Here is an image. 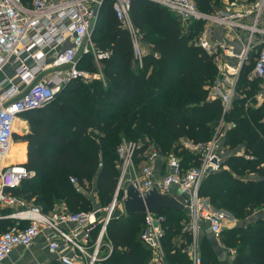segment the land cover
Segmentation results:
<instances>
[{
  "label": "trees",
  "instance_id": "trees-1",
  "mask_svg": "<svg viewBox=\"0 0 264 264\" xmlns=\"http://www.w3.org/2000/svg\"><path fill=\"white\" fill-rule=\"evenodd\" d=\"M195 1L199 10L213 12L203 9L212 8L211 0ZM151 2L159 8L147 6ZM130 14L137 27L148 26V33L158 36L146 38L143 64H135L131 36L106 3L92 40L96 50L109 54L100 59L101 67L91 53L80 61L81 68L98 70L103 78L90 82L71 79L49 103L25 112L29 133L15 134V139L28 142L23 165L34 175L6 191L33 202L45 213L62 200L72 211L90 209L88 195L75 188L71 176L83 186L95 179L102 199L110 201L119 178L118 147L123 138L141 137L145 141L149 136L155 146L164 152L176 151L183 164L190 166L198 161L189 151L179 150V140L187 137L206 142L214 135L223 107L219 99L209 98L206 88L216 78L217 66L196 43L204 21H194L187 29L179 16L151 0H132ZM157 27L162 29L158 33ZM252 68V64L243 68L238 82L241 95L225 117L235 122L225 136L229 154L222 168L211 172L200 186L201 195L237 219L223 228L220 236L227 248L235 249L231 264H264V218L249 220L264 209V101L256 106L252 97L260 82L248 78ZM251 97L252 105L246 106ZM241 145L252 157L236 153ZM144 149L143 144L138 151ZM12 210L0 206V233L16 223V219L4 216ZM161 212L167 217L165 262L193 264L184 250L192 242L182 222L185 210ZM143 217L122 213L111 220L106 239L112 242L113 250L103 264H152L151 248L140 237L145 227ZM27 223L22 221L21 225ZM178 233L180 238L174 240ZM200 250L201 264H224L206 237L200 242Z\"/></svg>",
  "mask_w": 264,
  "mask_h": 264
},
{
  "label": "built area",
  "instance_id": "built-area-1",
  "mask_svg": "<svg viewBox=\"0 0 264 264\" xmlns=\"http://www.w3.org/2000/svg\"><path fill=\"white\" fill-rule=\"evenodd\" d=\"M151 1L170 9L187 29L194 21H204L196 43L213 58L218 69L216 78L206 86L209 98L219 99L223 107L216 132L206 142L187 137L179 140V150L189 151L198 161L190 166L183 164L176 151L164 152L151 146L148 138L143 142L123 138L118 147L119 178L109 203H97L80 211H72L63 203L45 213L33 202L6 191L34 175L22 164L1 165L11 150L19 115L49 103L71 79H86L89 73L80 67L85 54L92 53L97 64L109 54L96 50L92 40L106 3L131 36L136 65L143 64L146 47L130 14L132 0H0V73L8 64L14 73L0 78V206L13 208L4 216L17 220L0 233V264L15 248L30 247L45 232L47 247L56 255L58 264L101 263L113 250L112 242L106 241L107 230L113 218L125 213L119 212V208L124 209L128 183L141 192L156 187L161 193L175 195L185 205L189 222L184 231L192 232V242L185 249L193 264H201V228L219 239L224 225L237 221L227 210L201 195L200 186L211 172L223 166L226 156H222L221 148L229 151L224 138L235 122L225 117L241 95L238 82L246 65H253L248 78L260 80L252 96L256 106L264 101V0H228L211 13L199 10L195 0ZM216 28L224 29L229 40L212 39ZM230 40H235L237 47ZM58 47L62 49L57 50ZM252 97L246 106L252 105ZM143 144L145 149L138 151ZM236 153L252 157L242 149ZM70 182L89 195L87 184L81 185L75 176L70 177ZM166 218L162 212L144 214L145 227L140 236L150 246L153 260L159 263L165 260ZM22 221L28 223L23 226Z\"/></svg>",
  "mask_w": 264,
  "mask_h": 264
},
{
  "label": "crops",
  "instance_id": "crops-1",
  "mask_svg": "<svg viewBox=\"0 0 264 264\" xmlns=\"http://www.w3.org/2000/svg\"><path fill=\"white\" fill-rule=\"evenodd\" d=\"M211 37H212V39L226 38L227 40H229L227 37L226 31L224 29H220V28H216L212 32ZM230 41L235 46L237 45V42L235 40H230ZM61 49H62V47L57 48V50H61ZM94 62H95V60H94ZM95 64H97V63L95 62ZM97 66L101 67L100 61L97 64ZM95 77L96 78H103L102 74L100 77L99 76H95ZM25 112H23L19 115V117L16 121V124H15V127H14L13 148H16L19 151V156H20L21 160L20 161L4 162V163L1 162V165H8V164H22L23 165L27 161L28 142L25 140H22V139H15V134L24 135V134H27L31 131L29 120L25 116ZM243 146L244 145H241L240 147L237 148V150L242 149L244 151ZM1 207L3 208L4 206H1ZM0 215H2L1 212H0ZM257 218H264V209L263 210H257L251 217H249V220L254 221ZM45 233L38 236L30 247L25 248V247L19 246V247L15 248L4 259L2 264H58L56 255L51 253L47 247V239H46ZM204 233H208V232H206V229L204 230V232L201 231V233L198 236V241L202 239ZM208 235H211V234L208 233ZM214 242H215V245H214L215 249H217L219 254H221L220 256H222V254L225 253L224 252L225 250H223L222 247H224L225 245L223 246L220 238L219 239L215 238ZM185 248H187V247L185 246ZM184 250H186V249H184ZM232 250H234V249L226 248V251H228V254H230V252H232ZM187 254H188V252H187ZM152 256L153 255H151L150 263H152V264H167L165 262V260L163 263H159L156 260H153L154 258H152ZM230 256H233V253H231ZM232 258H234V257H232ZM225 262H226V264H231L232 260L228 259Z\"/></svg>",
  "mask_w": 264,
  "mask_h": 264
},
{
  "label": "rangeland",
  "instance_id": "rangeland-1",
  "mask_svg": "<svg viewBox=\"0 0 264 264\" xmlns=\"http://www.w3.org/2000/svg\"><path fill=\"white\" fill-rule=\"evenodd\" d=\"M228 0H211L210 1V3H209V5L210 6H212V8H207V7H202L203 9H205L206 11H212V9H213V11H215V10H217L218 8H220V7H222L226 2H227ZM160 5V4H159ZM147 6H149V7H152V9H157V8H159L156 4H154V3H147ZM163 6V5H162ZM165 7V6H164ZM165 8H167V7H165ZM168 9V8H167ZM172 14H173V12L170 10V9H168ZM138 29H139V31H140V33H141V35H142V40H143V44L145 45V47L147 48L148 47V43H147V41H146V38L147 39H150V40H152V39H154V38H157L158 36L156 35V34H149L148 33V30H149V27L148 26H144V27H138ZM160 30H162L161 28H156V33H158ZM189 66V65H188ZM91 70H93V68H90ZM88 71V70H87ZM89 72V71H88ZM101 72L99 71L98 72V70H97V72H89V75H88V77L86 78V79H84V80H86L87 82H90V81H92L94 78H96L95 76H101V74H100ZM6 75H9V76H13L14 75V73H13V67L12 66H10L9 64L8 65H6L5 67H4V70L0 73V78H2V77H4V76H6ZM220 121V117L218 118V120H217V123ZM218 125V124H217ZM217 125H216V128H217ZM216 128H215V132H216ZM215 132H214V134H215ZM98 135L99 133L98 132H95V135ZM214 136V135H213ZM148 138H150L149 139V144L151 145V146H155V144H156V142H155V140L153 139V138H151V137H149L148 136ZM126 140H133V141H144V138H141V137H138V139L137 138H125ZM163 141H164V139H162ZM161 140V142H163ZM224 142H225V138H224ZM169 146V148H170V145H167L166 147H168ZM226 148H228L227 146H225ZM221 151H223V153H222V156H227L228 154H229V151H225V150H223V148H221ZM10 160V161H9ZM21 159H20V156H19V151L16 149V148H12V151L10 152V154L4 159V162H11V161H20ZM222 168V167H221ZM220 168V169H221ZM118 170H119V168H118ZM87 183V185L89 186V189H90V193H89V195H88V198H89V206L88 207H90V208H92L95 204H97V203H100V204H107V203H109V201L107 202V201H105V200H103L102 199V197H101V192H100V189H99V186L97 185V181L95 180V179H93L92 181H90V182H86ZM91 190H92V192H91ZM63 203H64V201L62 200V201H58L57 203H56V208L57 207H60V206H62L63 205ZM124 211V209H122L121 207L119 208V212H123ZM143 219H144V217H143ZM182 222L183 223H185V224H187L188 222H189V220H188V218H187V212L185 211V213H184V218H183V220H182ZM234 224V222H231V221H228L225 225H224V227L223 228H225V227H229V226H232ZM204 228H201V230L200 231H203L204 232ZM142 232H143V230H142ZM141 232V233H142ZM186 232H188V233H190V236H192V232L190 231V230H187ZM165 234V233H164ZM180 234L181 233H178V235H176L175 237H174V240H177V239H179L180 238ZM140 236H141V234H140ZM166 237H167V234H166V236L164 235V239H166ZM204 237H206L207 239H208V241H210L213 245H215V237H213V236H211V235H208V233H204V235H203V237H202V239L204 238ZM201 239V240H202ZM201 240H199V242H198V244H199V246H200V242H201ZM221 240V239H220ZM106 241H107V239H106ZM222 242V241H221ZM189 244V243H188ZM222 244H223V242H222ZM223 246H224V244H223ZM107 246L105 245L104 247H102V250H104L105 248H106ZM185 248V247H184ZM223 248V250H225L224 252V254H222V256H220L221 254H219V252H218V250L216 249V251L218 252V255H219V258H220V260L224 263V264H226V260H228V259H230V260H233V258L232 257H234V255H235V249L234 250H232V252H230V254H228V251H226V248L227 247H222ZM231 253H233V256H230L231 255ZM200 255H201V250H200ZM190 257V256H189ZM232 258V259H231ZM193 263V262H192ZM97 264H103L102 263V261H101V263L99 262V263H97ZM104 264H107V263H104Z\"/></svg>",
  "mask_w": 264,
  "mask_h": 264
},
{
  "label": "water",
  "instance_id": "water-1",
  "mask_svg": "<svg viewBox=\"0 0 264 264\" xmlns=\"http://www.w3.org/2000/svg\"><path fill=\"white\" fill-rule=\"evenodd\" d=\"M123 206L125 214L128 217L146 213L158 215L163 210H185V205L175 195L171 193H161L156 187L141 192L132 183L126 185ZM99 214L100 213L97 212L96 215L99 216ZM5 218L13 217L10 216Z\"/></svg>",
  "mask_w": 264,
  "mask_h": 264
},
{
  "label": "bare ground",
  "instance_id": "bare-ground-1",
  "mask_svg": "<svg viewBox=\"0 0 264 264\" xmlns=\"http://www.w3.org/2000/svg\"><path fill=\"white\" fill-rule=\"evenodd\" d=\"M12 148H13V144H12L11 150L9 151L8 155H9L10 152L12 151ZM8 155H7V156H8ZM7 156H6V157H7ZM6 157H5V158H6ZM2 162L4 163V159L2 160Z\"/></svg>",
  "mask_w": 264,
  "mask_h": 264
}]
</instances>
